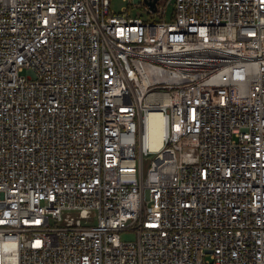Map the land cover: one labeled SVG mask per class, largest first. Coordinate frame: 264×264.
Returning <instances> with one entry per match:
<instances>
[{
	"label": "built area",
	"instance_id": "built-area-1",
	"mask_svg": "<svg viewBox=\"0 0 264 264\" xmlns=\"http://www.w3.org/2000/svg\"><path fill=\"white\" fill-rule=\"evenodd\" d=\"M158 1L0 0V264H264V0Z\"/></svg>",
	"mask_w": 264,
	"mask_h": 264
},
{
	"label": "rangeland",
	"instance_id": "rangeland-1",
	"mask_svg": "<svg viewBox=\"0 0 264 264\" xmlns=\"http://www.w3.org/2000/svg\"><path fill=\"white\" fill-rule=\"evenodd\" d=\"M135 2V0H131V2H129L128 0H111V7L113 9H115L116 11H120L122 9V7L124 6H131L133 5V3ZM158 4L160 7H167V18L170 19V14L172 12V9H173V6L171 3H168V0H159L158 1ZM135 8L133 11L137 12V14H143L144 16H147L146 15V12L143 10V5H144V2L143 0L138 2L136 1L135 2ZM149 166V160H146L145 161V168L147 169ZM124 239H127V238H130L132 237V235H127V234H124L122 236Z\"/></svg>",
	"mask_w": 264,
	"mask_h": 264
},
{
	"label": "bare ground",
	"instance_id": "bare-ground-1",
	"mask_svg": "<svg viewBox=\"0 0 264 264\" xmlns=\"http://www.w3.org/2000/svg\"><path fill=\"white\" fill-rule=\"evenodd\" d=\"M155 118V132L161 135L162 133V126L160 124V116L159 115H153V119Z\"/></svg>",
	"mask_w": 264,
	"mask_h": 264
},
{
	"label": "water",
	"instance_id": "water-1",
	"mask_svg": "<svg viewBox=\"0 0 264 264\" xmlns=\"http://www.w3.org/2000/svg\"><path fill=\"white\" fill-rule=\"evenodd\" d=\"M158 0H144L146 4H148L151 8L156 9V2Z\"/></svg>",
	"mask_w": 264,
	"mask_h": 264
}]
</instances>
